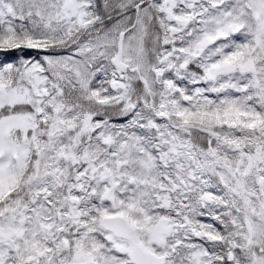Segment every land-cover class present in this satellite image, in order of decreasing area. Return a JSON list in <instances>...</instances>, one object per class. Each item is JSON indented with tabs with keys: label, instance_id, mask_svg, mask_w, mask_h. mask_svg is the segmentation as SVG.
<instances>
[{
	"label": "snow or ice",
	"instance_id": "6c2138e0",
	"mask_svg": "<svg viewBox=\"0 0 264 264\" xmlns=\"http://www.w3.org/2000/svg\"><path fill=\"white\" fill-rule=\"evenodd\" d=\"M0 264H264V0H0Z\"/></svg>",
	"mask_w": 264,
	"mask_h": 264
}]
</instances>
